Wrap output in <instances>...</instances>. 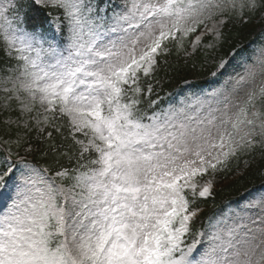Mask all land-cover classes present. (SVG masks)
Returning <instances> with one entry per match:
<instances>
[{
  "label": "snow or ice",
  "instance_id": "6c2138e0",
  "mask_svg": "<svg viewBox=\"0 0 264 264\" xmlns=\"http://www.w3.org/2000/svg\"><path fill=\"white\" fill-rule=\"evenodd\" d=\"M47 2L57 14L41 18L43 0H0V53L13 62L0 91L5 107L21 93L39 101L38 133L59 132L54 121L67 116L79 152L74 168L53 175L29 159L33 148L20 136L5 142L0 264H264V215L253 219L251 204L238 206L194 231L185 192L195 198V177L264 145V43L221 59L212 75L229 65L235 74L212 92L189 91L178 105L170 98L162 106L152 84H140L168 53L166 41L182 47L215 10L238 9L243 20L264 0ZM31 111L21 102L22 115ZM211 188L200 186L199 197ZM259 203L264 208V192Z\"/></svg>",
  "mask_w": 264,
  "mask_h": 264
},
{
  "label": "trees",
  "instance_id": "16d2710c",
  "mask_svg": "<svg viewBox=\"0 0 264 264\" xmlns=\"http://www.w3.org/2000/svg\"><path fill=\"white\" fill-rule=\"evenodd\" d=\"M30 3V0H25ZM38 15L43 18L51 13L57 14L56 8L40 7ZM33 15V13H29ZM264 32V7L254 12L244 14L243 20L238 18L227 19L221 34V43L215 55L219 59H227L228 55L236 49L243 48L249 50L254 41ZM194 33H190L187 39L182 42V47H178L175 42L166 41L168 48L166 55L158 57V67L149 77L141 76V87L147 89L151 83L154 89L151 98L159 99L162 106L166 107V95L173 93L177 89H182L184 83H189L191 91H205L209 85L212 73L217 71V63L208 64L209 57L200 49L191 57L184 54L188 50V45ZM207 42V41H206ZM7 58L0 53V71H3L5 64H11ZM5 95V94H3ZM8 115L18 116V106L11 100L10 108L0 115V149L4 153L8 147L5 142L15 140L17 136L22 138V143H29L33 148L29 159L38 165L48 167L55 174L61 167L72 168L77 160L79 149L74 144L71 127L66 116H57L55 125L60 128L56 132L48 127L44 133H38L36 129L24 130L20 126L7 125ZM52 132V137H47V132ZM77 135V138H80ZM56 145L57 153L50 151V147ZM17 150L16 145H11ZM23 154V148L19 149ZM63 153H68L64 155ZM89 154H85V160ZM71 157V159L69 158ZM197 185H201L207 180L214 182L215 187L211 197L207 199H192L191 207L200 208L201 212L191 223L194 231H201L209 218L215 211L231 201H238L241 197L249 196L264 191V145H258L252 150L238 152L231 157L223 166L218 165L217 170H208L203 175L194 178ZM188 193V192H187ZM190 207V208H191Z\"/></svg>",
  "mask_w": 264,
  "mask_h": 264
},
{
  "label": "rangeland",
  "instance_id": "374dc122",
  "mask_svg": "<svg viewBox=\"0 0 264 264\" xmlns=\"http://www.w3.org/2000/svg\"><path fill=\"white\" fill-rule=\"evenodd\" d=\"M221 2L225 5H230L233 2V0H221ZM241 2H242V0H235V3L237 5H239ZM243 2L247 3V0H243ZM257 2H259V0H257ZM43 3L45 5L43 7L53 8V7L48 6L47 0H43ZM237 12H238V9L236 11H234L231 9V7H226L222 11L221 10H215L211 14L210 19L203 17L202 19H204V23L198 25L197 29H196V31L200 30V33L198 35L200 37V44L194 47V42L196 41V38L198 37V36H196L192 40V42L189 46V51H187L184 54V56L191 57L197 50L200 49L201 51H203V53L206 56L209 57V60H207L208 64L217 63V65H218L220 63L221 59L216 57L215 52L218 50L222 38L220 35V39L217 40L215 34L217 32L222 34L221 30H222V27H223L224 23L226 22V20L231 19V18H237ZM249 12L250 11L248 9H245L244 14L249 13ZM189 35L187 37H185L184 39H187L189 37ZM262 43H264V32L262 33V35L259 38H257L254 41V43L251 45L250 49L247 51L251 52L253 49L258 48ZM208 45H214V47H208ZM234 74L235 73L233 72V68L231 65H229L226 69L219 70V72L217 73L216 76H212V78L209 81V85L205 91L212 92L215 89L220 88V86L224 83V81L226 79H228V77L230 75H234ZM6 75H8V73L0 71V79H3V77H5ZM2 87H3V85L0 84V89H2ZM189 91H191L190 84L185 83L182 90H176L172 94H167V96H166V98H167L166 107L168 106V101L170 98H172L173 103L178 105L179 100L182 99L183 95L187 94ZM3 94L4 93L2 91H0V115L4 112H7V110L10 108V104L7 107H5V100H4ZM12 100L15 102V105L18 106V116L8 115L7 120L5 121L6 124L12 125V126L18 125L24 130H29V129L30 130L31 129L37 130L35 120L38 118H42V115H43V108L40 105L39 101H36L33 104V102L30 100V98L23 93L20 94V100L19 101L15 98H13ZM21 102L24 105H27L29 108H31L32 111L31 112H25L22 115L20 112ZM68 120H69V118H68ZM25 122L27 123L26 127L24 126ZM69 124H70V122H69ZM70 127H71V125H70ZM47 128L48 127H46L45 130ZM71 131H72V129H71ZM77 135L81 136L78 139H85V137L82 134L77 133ZM257 139L259 140L260 137H257ZM6 147H8V146H6ZM77 147L79 149V146H77ZM0 154H3L1 149H0ZM214 155H215V152H214ZM75 166H76V162L74 163V166L72 168H74ZM57 183H61V181L57 180ZM185 192L187 194V198L190 201V205H189V207H190L193 204L192 199H194V198H193L191 190L185 189ZM260 193H262V192H258L256 194H250L249 196L242 197L238 201H231L228 204L224 205L222 208L218 209L215 212L214 216L209 218L208 223L204 226V228L201 231H204L205 229H207L208 224L210 222V219L217 217L221 213L230 214V210L231 209H237L238 206L243 207L245 205L251 204L252 206L250 208H248V210H247V215L251 216L253 219L259 220L260 217L262 215H264V208H262L260 203H259V194ZM0 206H2V205H0Z\"/></svg>",
  "mask_w": 264,
  "mask_h": 264
}]
</instances>
